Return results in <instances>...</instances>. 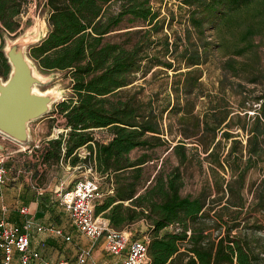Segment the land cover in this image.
Masks as SVG:
<instances>
[{
  "label": "trees",
  "instance_id": "obj_1",
  "mask_svg": "<svg viewBox=\"0 0 264 264\" xmlns=\"http://www.w3.org/2000/svg\"><path fill=\"white\" fill-rule=\"evenodd\" d=\"M175 1L186 19L171 35L164 31L170 16L150 0H45L48 29L28 54L41 70L64 71L71 92L55 108L69 129L45 140L41 161L91 162L104 192L95 214L115 228L145 221L147 264H264V237L253 235L264 230V190L246 180L254 167L264 172V67L254 41L264 36V0ZM27 7L28 0H0L6 78L4 33L20 26ZM215 57V80L207 83ZM167 69L163 96L133 86L138 73ZM159 147L176 163L166 166L164 156L150 177L145 164L160 157ZM193 161L209 172L195 194H183ZM212 225L222 230L213 234Z\"/></svg>",
  "mask_w": 264,
  "mask_h": 264
},
{
  "label": "rangeland",
  "instance_id": "obj_2",
  "mask_svg": "<svg viewBox=\"0 0 264 264\" xmlns=\"http://www.w3.org/2000/svg\"><path fill=\"white\" fill-rule=\"evenodd\" d=\"M151 5L154 9H159L161 14L160 15H167L170 16V18H166V23L164 25V31L168 32L172 35V30H182V26L184 24L185 18V11L182 10V12L178 11V8L176 6L175 0H150ZM117 1H112L110 5L111 10H116L117 8ZM47 14L48 9L45 5V0H28V7L26 8L25 12L22 14V22L20 26L14 30V31H7L4 33V40H5V46L7 41L15 40L17 38H26L27 42L35 41L38 38L45 35L48 25H47ZM173 17V19H172ZM169 25H168V24ZM122 24L129 25L132 23H128L126 20H123ZM254 41L258 45L256 48L259 51V55L261 57V64L264 67V36L263 35H255ZM28 50V47H27ZM221 54V52H218V56ZM217 57L212 60L211 64H209V77H204L205 81L207 83H210V80H215V75L217 73V69L215 68V64L217 63ZM33 63L35 61L31 59ZM36 71L39 73L41 77L45 79L44 83H40L36 85V88L38 91L41 92H47V91H56L57 99L50 103V110L46 112L43 116L33 120L30 122V130H31V136L30 141L27 143L19 142L12 137L8 136L7 134L0 131V159L2 160V163L9 162V165H11V175L10 179L7 180V182L3 185H1L2 189L9 184H12L14 182V179H12V176L17 174V170L20 167V172L26 177L27 180H32L33 182H36L40 185H43L45 187V192L43 194H40L39 200L41 201L42 197L45 196L46 192H49V186H48V179L52 176L55 177V181L53 183H56L60 179L64 181L65 186L69 181L74 182V180H77L78 178L83 177L86 172H84L83 168H65L62 165H59V167H54L50 172H48L45 169V166L41 163L39 167H37V163L39 156H41V149L42 148H33V144L35 141L40 140L41 144H45V138L46 136H50L52 132H55V128L61 126L63 123L62 116L55 110L57 108L56 103L64 98H67L71 92V88L69 85V76L64 73V71L59 70H41L38 68L37 64L35 63ZM156 68V67H155ZM163 68V67H162ZM171 69H167L168 75L161 70L156 72L155 74H152L148 72L145 76H140V73L137 75V79L133 82V86L136 87V89L142 87V95L144 94L145 97L147 95H150L154 91H159V96H163L166 91L170 88V82H171ZM208 72V71H207ZM0 76L5 80L7 79L6 76L2 75L0 73ZM248 86H252L248 84ZM252 112V110H250ZM164 123H167V119L164 118ZM94 135L99 139H107L108 137V131L105 128H96L93 130ZM167 137L170 138V136L167 135ZM20 144H25L26 147L24 148ZM22 148V149H21ZM32 149V150H30ZM137 150H133L131 152V155L137 154ZM168 152L163 151L161 147L157 149V154L160 155L158 159H154L149 161L145 164V170L150 177L153 176L156 169L159 167L163 157L167 155V159L165 161V165L168 166L170 164L176 163V158L172 154H167ZM13 163H16L18 166L17 168ZM36 164V165H35ZM5 165V164H4ZM6 166V165H5ZM34 169L36 171L35 174H32L30 169ZM208 169H207V163L205 162L203 164V168L200 169L196 163L193 161L191 164L187 167V171L184 176V184L182 187V193H191L195 194L200 186L202 185L205 176L208 175ZM210 175V173H209ZM226 177H228V174H225ZM264 176V172L262 171L261 166H257L252 168L246 177L247 182H253L252 189L254 190L256 187L260 190H264V182L260 183L261 178ZM99 177V176H98ZM99 182H101V178L99 177ZM67 187V186H66ZM53 192V191H52ZM54 193V192H53ZM244 194L250 199L252 197V193L249 191V187H247L244 190ZM59 196V195H57ZM23 204L19 205V208ZM15 206H17V203H6V211H10ZM36 208H40L42 210V215H46V221L45 223L52 221L56 224H61L64 228L68 229V215H66L62 211V204L59 203V199H57L53 206L49 204L47 206L45 203H43V206L37 203H34L33 206H30V212L28 215H34ZM21 212V211H20ZM254 212V211H253ZM264 214V213H262ZM54 215L56 218L52 220L51 216ZM62 215V216H60ZM254 216H258V213L253 214ZM259 218L264 222V217L259 213ZM67 220V221H66ZM70 221V218H69ZM146 222H134L132 225H130L131 232L136 235L140 236L144 233H146ZM213 234H217L222 230V228H217L215 225L211 226L209 229ZM250 231V229H248ZM37 235V233H36ZM43 235V234H42ZM72 237L68 241H66L69 245H73L74 241L76 239H79L82 237L85 239V236L80 234L78 231L72 232ZM254 236H262L264 237V230H258L253 232ZM46 241L49 240L51 237L46 236ZM48 244V242H45ZM45 243L42 241L41 245L45 247ZM89 243H87V246ZM98 244H96L93 248V252L95 256L98 254ZM42 248V247H41ZM104 257L108 260L114 261L115 258H117L116 255L111 254L107 252L106 250H103ZM107 252V253H106ZM43 259L46 260V258L42 255ZM19 253L15 252V259L14 263H18ZM72 260L75 259V257H70ZM43 260V261H44ZM3 261V253L0 249V264H2ZM36 264H39L40 260L36 259Z\"/></svg>",
  "mask_w": 264,
  "mask_h": 264
},
{
  "label": "built area",
  "instance_id": "obj_3",
  "mask_svg": "<svg viewBox=\"0 0 264 264\" xmlns=\"http://www.w3.org/2000/svg\"><path fill=\"white\" fill-rule=\"evenodd\" d=\"M68 129L69 127L62 123L47 138L57 137L59 134L65 136ZM43 146L44 144H41L40 140L35 141L33 144V148H43ZM23 147L25 148L26 145L23 144ZM88 153L89 150L85 146L78 148L80 156L84 157ZM42 163L46 164L45 162ZM58 163L64 164L68 168H83L86 172L70 188L65 186L64 181H60L59 203L68 212L71 223L76 230L87 237L89 245L81 247L77 251L75 260L68 257H61L55 263L44 260L41 252L31 247V235L34 230L43 232L48 236L61 237L65 240L71 239V235L66 233L60 225L36 221L34 216L28 215L30 212L29 206L23 205L20 207V211L26 217L22 223L13 222L5 215L0 218L2 264H12L16 251L19 252L20 264H31L33 259H39V264H99L93 257V248L100 240L103 249L107 252L114 255H123L117 264H147L149 260L148 234L133 237L130 228H115L109 224L107 217L100 213L95 214V203L103 196L104 192L100 187L98 173L94 170L92 163H77L71 166L63 162L62 159ZM7 180V168L2 163L0 165V185L5 184ZM34 188L38 193L44 192L41 185L35 184Z\"/></svg>",
  "mask_w": 264,
  "mask_h": 264
},
{
  "label": "water",
  "instance_id": "obj_4",
  "mask_svg": "<svg viewBox=\"0 0 264 264\" xmlns=\"http://www.w3.org/2000/svg\"><path fill=\"white\" fill-rule=\"evenodd\" d=\"M42 37L31 42L17 38L4 46L11 71L5 80L0 76V131L22 143L30 141V122L48 112L58 95L56 91L41 92L36 88L45 79L36 71L27 47Z\"/></svg>",
  "mask_w": 264,
  "mask_h": 264
},
{
  "label": "crops",
  "instance_id": "obj_5",
  "mask_svg": "<svg viewBox=\"0 0 264 264\" xmlns=\"http://www.w3.org/2000/svg\"><path fill=\"white\" fill-rule=\"evenodd\" d=\"M46 138H47V136H46ZM17 143H19V142H17ZM20 145L23 146V144H20ZM38 161H40V163L38 162L37 165L35 164L37 167H39L40 164L42 163L41 156H39ZM1 164H2V162L0 159V165ZM3 164L6 165L7 178L10 179V175L12 173L11 165H9V162L3 163ZM13 165H15L16 168L18 166L16 163H13ZM43 165L45 166V169L50 173L52 172L51 170L54 167H59V165H62L65 168L67 167L64 164H59V163L43 164ZM34 169H32V168L30 169L32 174L36 173V171H34ZM20 171L21 170L19 167L17 170V174L12 176V179H14V182L12 184H9L8 186L4 187L3 189L0 185V218L5 215L9 220L16 222V223H22L26 217L25 214L20 212V208H19L20 204L27 205V206H29V208H30V206H33L34 203H37V204L40 203V205H42V206H43V203H45L47 206H49V204H51V206H53L55 201L57 199H59V196H57V195H59V183H60V181H63L60 179L56 183H53V181H55L54 176H52L50 179L47 178L48 179L47 181L49 182L48 183L49 192H46L45 196H43L41 201H40L38 196L45 192V187L43 185H41L44 188V192L38 193L36 191V189L34 188V186H35V184H37V185H40V184L33 182L32 180H30V181L27 180L26 177ZM75 181L76 180H74V182ZM74 182L71 183V181H69L66 185L67 188L72 187ZM12 202L17 203V206H15L10 211H6V209H5L6 203L10 204ZM62 211L66 215H68V217H69L68 212L64 209L63 206H62ZM33 216L36 219V221H38V222L45 223V221H46L45 220L46 215H42V210L40 208H36L35 214ZM60 216H62V215H60ZM51 218L53 220V218L55 219L56 216L52 215ZM69 218H68L69 231L66 228H64V230L66 233L69 232L70 234H72V232L75 231L76 228L71 223V220L69 221ZM142 221L143 220H139L136 222H142ZM47 223L56 224L52 221H49ZM56 225L61 226V224H56ZM146 228H147V226H146ZM36 233H37V235H36ZM145 234H147V233H145ZM46 236H48V235H46L43 232L34 230L32 235H31V247L34 250L40 251L41 254L46 258V260L50 261L51 263H55L61 257H68V258L75 257L76 258L77 251L81 247L87 246V243H89V240L87 239V237H85V239L80 237L79 239H76L74 241L73 245H69L64 238L50 236L51 238L46 241V239H47V238H45ZM132 236H133V234H132ZM71 237H72V235H71ZM42 241L44 243L48 242V244L45 243V247H43L41 245ZM97 247L99 249L98 250L99 252H98L97 256H95V254L93 252V257L98 261L99 264H117L123 257V255H116L117 258H115L114 261L108 260L104 257L105 253L103 252V250H105V249H103V246L101 245V240L98 243ZM16 252L19 253L18 251H16ZM2 253H3V251H2ZM123 254H124V252H123ZM14 259H15V257L12 260V264H20L19 258H18V263H14ZM73 260H75V259H73ZM36 262L37 261L33 259L31 261V264H36Z\"/></svg>",
  "mask_w": 264,
  "mask_h": 264
},
{
  "label": "bare ground",
  "instance_id": "obj_6",
  "mask_svg": "<svg viewBox=\"0 0 264 264\" xmlns=\"http://www.w3.org/2000/svg\"><path fill=\"white\" fill-rule=\"evenodd\" d=\"M9 42L6 43V46H8ZM59 95V94H58Z\"/></svg>",
  "mask_w": 264,
  "mask_h": 264
}]
</instances>
